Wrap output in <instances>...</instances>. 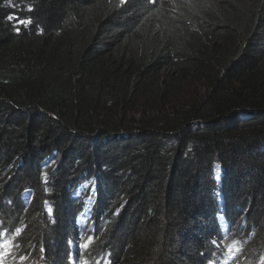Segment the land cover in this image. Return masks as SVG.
<instances>
[{"label": "trees", "instance_id": "obj_1", "mask_svg": "<svg viewBox=\"0 0 264 264\" xmlns=\"http://www.w3.org/2000/svg\"><path fill=\"white\" fill-rule=\"evenodd\" d=\"M0 227V264H264V0H0Z\"/></svg>", "mask_w": 264, "mask_h": 264}, {"label": "clouds", "instance_id": "obj_2", "mask_svg": "<svg viewBox=\"0 0 264 264\" xmlns=\"http://www.w3.org/2000/svg\"><path fill=\"white\" fill-rule=\"evenodd\" d=\"M82 185H84V183H82ZM27 191V190H25ZM23 191L22 192V196L25 195V197L29 198L30 197V194H31V191L28 190V192H25ZM78 191L79 189H75L73 191V194L74 195H78ZM94 192V187L91 189V193ZM29 195V196H28ZM85 199L91 203L92 205V211L90 213V216H89V221L92 222L91 226H89L87 228V226H79L78 224V221L80 219V215L82 214L83 212V209H84V204H85ZM28 200V199H27ZM95 208H94V198H93V195L91 194H88L86 196L83 197V206H82V210L79 214V217H78V220H77V223H76V226L80 229L76 232L75 234V237H74V242H77V243H80V244H83L85 242L88 243V239L90 237V234L94 233V229H95V225H96V222H95V219H94V215H95ZM227 228H228V225L227 223L225 222V225H224V228H221V230L226 233L227 231ZM0 230L2 231V228L0 227ZM96 235V234H95ZM230 238V237H228ZM224 239L225 238H216V237H212L211 239V242L215 245L217 244H220L222 243L221 245H218V252H216L215 254L211 255V258L207 259L206 260V264H223L225 260L228 259V257L225 255V252H226V248H227V244L223 243L224 242ZM12 250H15V249H12ZM226 256V257H224Z\"/></svg>", "mask_w": 264, "mask_h": 264}, {"label": "rangeland", "instance_id": "obj_3", "mask_svg": "<svg viewBox=\"0 0 264 264\" xmlns=\"http://www.w3.org/2000/svg\"><path fill=\"white\" fill-rule=\"evenodd\" d=\"M183 87H184V89H183V92H182V94H183L182 96L183 97H190L192 92H193L192 91L193 90V84L191 85V83H186L185 82L183 84ZM82 201H83V199H82ZM91 211H92V205H91L90 202H88L85 199L84 209H83V212H82L84 215H80V219L78 221L79 226H85L86 225L87 228L89 226H91L92 222L89 221V216H90Z\"/></svg>", "mask_w": 264, "mask_h": 264}, {"label": "snow or ice", "instance_id": "obj_4", "mask_svg": "<svg viewBox=\"0 0 264 264\" xmlns=\"http://www.w3.org/2000/svg\"><path fill=\"white\" fill-rule=\"evenodd\" d=\"M124 2V0H122V3ZM32 9L29 7V9H28V11H31ZM8 19L9 20H13L14 19V17H12V16H9L8 17ZM19 23H30V21H18ZM17 31H18V29H17ZM49 214L51 215L52 213H51V209L49 210ZM81 215H84L83 213L81 214ZM20 229H17V235H19L20 234ZM90 239V238H89ZM74 241H69V243H73ZM80 247H82V248H84V249H87L88 248V243L87 242H85V243H83V244H80L79 245ZM8 253L7 252H2V253H0V255H7Z\"/></svg>", "mask_w": 264, "mask_h": 264}, {"label": "bare ground", "instance_id": "obj_5", "mask_svg": "<svg viewBox=\"0 0 264 264\" xmlns=\"http://www.w3.org/2000/svg\"><path fill=\"white\" fill-rule=\"evenodd\" d=\"M86 219H87V218H86ZM85 226H86V225H85ZM91 238H92V237H91ZM4 243H5V242H3L2 244H4ZM231 254H232L233 257H235V252L232 251ZM229 257H230V256H229ZM230 259H231V257H230ZM228 262H229V261H228ZM231 262H232V261H231ZM229 263H230V262H229ZM73 264H76L75 261H74ZM223 264H227V260H225ZM233 264H234V263H233ZM235 264H237V263H235Z\"/></svg>", "mask_w": 264, "mask_h": 264}]
</instances>
